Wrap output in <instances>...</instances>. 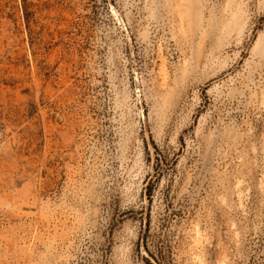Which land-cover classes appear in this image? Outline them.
Returning <instances> with one entry per match:
<instances>
[{
	"label": "rangeland",
	"instance_id": "374dc122",
	"mask_svg": "<svg viewBox=\"0 0 264 264\" xmlns=\"http://www.w3.org/2000/svg\"><path fill=\"white\" fill-rule=\"evenodd\" d=\"M0 264H264V0H0Z\"/></svg>",
	"mask_w": 264,
	"mask_h": 264
}]
</instances>
